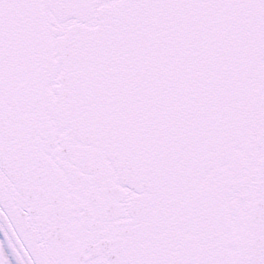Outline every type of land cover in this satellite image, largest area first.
Wrapping results in <instances>:
<instances>
[{
	"label": "snow or ice",
	"instance_id": "6c2138e0",
	"mask_svg": "<svg viewBox=\"0 0 264 264\" xmlns=\"http://www.w3.org/2000/svg\"><path fill=\"white\" fill-rule=\"evenodd\" d=\"M0 264H264V0H0Z\"/></svg>",
	"mask_w": 264,
	"mask_h": 264
}]
</instances>
